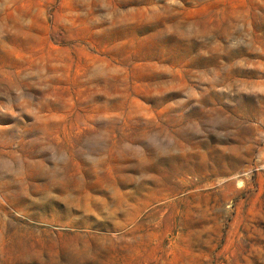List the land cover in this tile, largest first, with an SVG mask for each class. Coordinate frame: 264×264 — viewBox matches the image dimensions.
<instances>
[{
    "label": "rangeland",
    "instance_id": "obj_1",
    "mask_svg": "<svg viewBox=\"0 0 264 264\" xmlns=\"http://www.w3.org/2000/svg\"><path fill=\"white\" fill-rule=\"evenodd\" d=\"M0 264H264V0H0Z\"/></svg>",
    "mask_w": 264,
    "mask_h": 264
}]
</instances>
